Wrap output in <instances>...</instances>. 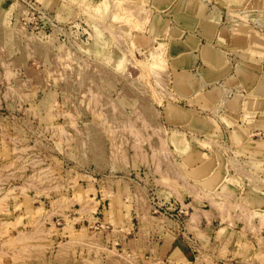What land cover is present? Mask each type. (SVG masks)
I'll list each match as a JSON object with an SVG mask.
<instances>
[{
    "label": "rangeland",
    "instance_id": "rangeland-1",
    "mask_svg": "<svg viewBox=\"0 0 264 264\" xmlns=\"http://www.w3.org/2000/svg\"><path fill=\"white\" fill-rule=\"evenodd\" d=\"M192 1L253 92L151 0H0V264H264V0Z\"/></svg>",
    "mask_w": 264,
    "mask_h": 264
},
{
    "label": "crops",
    "instance_id": "crops-1",
    "mask_svg": "<svg viewBox=\"0 0 264 264\" xmlns=\"http://www.w3.org/2000/svg\"><path fill=\"white\" fill-rule=\"evenodd\" d=\"M151 4L161 15H165L166 30H168L167 32L169 33L172 32V34L168 36L169 43L167 49L171 55L170 63L176 68H182L180 71H177V73H181L182 76H185L182 70L185 69L184 67H189L194 63L195 55L201 60L199 64L200 76L189 75L192 81L188 86L183 80L177 82V87L184 95L191 96L193 93L199 92L197 98L203 96L205 101L210 96V93L208 94L203 90L205 85L219 80L230 81L232 78L234 80L233 83L236 84L240 82L241 88L244 86L246 87L245 90L253 92L254 87L258 84L260 77L259 73L261 71L259 67L261 65H253V71H249L251 67L248 68L245 66L242 69L248 70H246L244 76L236 74L235 68H237L236 66H238L240 62H235V67L230 65L231 63L224 55L222 49V43H225V41H223V36H229V31H225L222 26L216 25L215 18H211L212 12L210 10L204 13L200 12L197 4L192 0H151ZM236 40H239V37H237ZM247 45L249 44L247 43ZM247 47L248 49L252 48V50L257 48L255 43ZM193 50H197L195 54ZM248 52L250 51L246 50V54ZM262 59L264 60V53ZM201 92H203V95ZM257 104L259 107L255 109ZM251 105L252 107L250 106L248 110L252 112L251 114L259 110L262 116H264V99H259V102L257 100ZM260 108H263V110Z\"/></svg>",
    "mask_w": 264,
    "mask_h": 264
},
{
    "label": "bare ground",
    "instance_id": "bare-ground-1",
    "mask_svg": "<svg viewBox=\"0 0 264 264\" xmlns=\"http://www.w3.org/2000/svg\"><path fill=\"white\" fill-rule=\"evenodd\" d=\"M105 4H106V2H105ZM105 8V7H104Z\"/></svg>",
    "mask_w": 264,
    "mask_h": 264
}]
</instances>
